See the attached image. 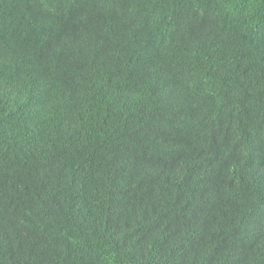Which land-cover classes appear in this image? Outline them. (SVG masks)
<instances>
[{"label":"trees","instance_id":"1","mask_svg":"<svg viewBox=\"0 0 264 264\" xmlns=\"http://www.w3.org/2000/svg\"><path fill=\"white\" fill-rule=\"evenodd\" d=\"M0 264H264V0H0Z\"/></svg>","mask_w":264,"mask_h":264}]
</instances>
